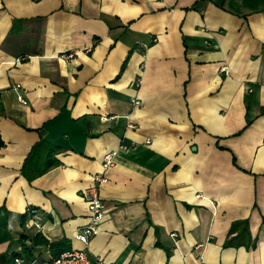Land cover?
<instances>
[{
  "label": "crops",
  "instance_id": "0c3cea01",
  "mask_svg": "<svg viewBox=\"0 0 264 264\" xmlns=\"http://www.w3.org/2000/svg\"><path fill=\"white\" fill-rule=\"evenodd\" d=\"M39 142L58 164L28 180ZM38 237L110 264H264V0H0V264L54 256Z\"/></svg>",
  "mask_w": 264,
  "mask_h": 264
},
{
  "label": "built area",
  "instance_id": "2783aa9c",
  "mask_svg": "<svg viewBox=\"0 0 264 264\" xmlns=\"http://www.w3.org/2000/svg\"><path fill=\"white\" fill-rule=\"evenodd\" d=\"M16 86L15 89H18ZM17 101L23 105L26 101L21 95H17ZM120 149H125L121 146ZM117 152L110 151L104 154L102 158V166L107 169L114 165L115 157ZM106 182L104 178L99 176L95 177V184L85 189L83 193V198L86 202L89 211V223L82 229H78L75 238L87 244L89 240L97 233L99 226L105 218V205L99 194V186ZM20 260L16 259L15 262L18 263ZM40 264H110L103 261L100 258H90L84 251L74 250L65 251L57 256H51L47 258Z\"/></svg>",
  "mask_w": 264,
  "mask_h": 264
},
{
  "label": "trees",
  "instance_id": "16d2710c",
  "mask_svg": "<svg viewBox=\"0 0 264 264\" xmlns=\"http://www.w3.org/2000/svg\"><path fill=\"white\" fill-rule=\"evenodd\" d=\"M126 61L123 65V68L125 67ZM54 152L55 150L52 147L47 146L44 142L37 143L32 148L23 166V173L25 174L26 178L28 180H32L33 178L44 174L50 168L57 165L58 162L53 158ZM240 226H242L241 233H246L247 227L244 222L234 223L230 229V233H234ZM37 242L49 244L44 239L40 241L39 237L37 238ZM49 246L54 256H57L67 250L62 248L63 245L59 243H52L49 244Z\"/></svg>",
  "mask_w": 264,
  "mask_h": 264
}]
</instances>
